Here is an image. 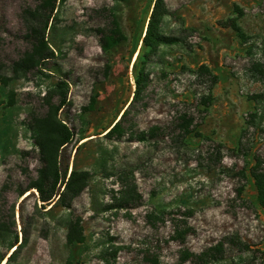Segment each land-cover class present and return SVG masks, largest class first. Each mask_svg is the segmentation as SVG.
<instances>
[{"label":"rangeland","instance_id":"1","mask_svg":"<svg viewBox=\"0 0 264 264\" xmlns=\"http://www.w3.org/2000/svg\"><path fill=\"white\" fill-rule=\"evenodd\" d=\"M154 2L56 0L49 13L50 0H0V264L264 263L251 176L256 159L264 167V0H164L158 28L175 42L149 50ZM113 23L124 39L104 48ZM35 25L53 57L24 69ZM142 68V100L108 132ZM43 120L51 143L62 126L71 136L46 202L28 190L44 164ZM73 170L84 178L75 196ZM73 221L84 240L69 245ZM211 248L219 259L191 255Z\"/></svg>","mask_w":264,"mask_h":264},{"label":"trees","instance_id":"2","mask_svg":"<svg viewBox=\"0 0 264 264\" xmlns=\"http://www.w3.org/2000/svg\"><path fill=\"white\" fill-rule=\"evenodd\" d=\"M52 1L51 5L48 4V11L49 13L52 12L55 8V2L56 0H50ZM123 1V0H118ZM41 9L43 12L46 11L47 8H45V5H41ZM167 14V10L164 5V0H155L151 14L149 16L145 33L142 38V45L143 48L154 50L157 46L161 44H172L175 42V39L169 36L164 35L159 30V23L161 18ZM31 17L33 21L38 23V19L31 14ZM39 22H43L42 18L39 20ZM40 24V23H39ZM227 27L232 28L234 31H236L239 35H242L241 29L239 26L235 23L233 19H230L226 23ZM34 28V29H33ZM30 28V39L33 43L32 52L29 54V56L21 61L20 63H17L16 65L18 67H23L24 69L32 68L35 65L41 63L42 61L49 59L50 57H53V54H51V51L47 47L46 42L44 41V36L39 34V27L36 28L33 27ZM105 37V40L104 38ZM101 37V46L104 48H110L114 44L122 41L124 39L123 34L120 32V30L117 28V25L115 23L112 24V28L109 32H106L104 36ZM140 59V55L137 57V61ZM136 68V67H135ZM106 70H108V66H106ZM206 71H208L206 69ZM3 80H6L3 78ZM215 80V76L211 77V81ZM135 90L133 92L132 99L129 103V105L124 109L123 113L119 117V120L113 124V126L110 128L108 132L115 131L124 121V118L128 115L132 107L135 105L136 102L141 101L143 98V92L145 91V88L147 87L149 83L148 75L145 73L144 69L136 70L135 71ZM3 83H6L3 81ZM209 98L207 101H205V107L209 104ZM66 103V97L63 96L60 100L59 105L57 106V110L61 108ZM37 122V121H36ZM48 126L47 122L45 120L37 122L36 126L34 127L35 130L38 132V137L35 140V144L39 148V151L42 155V161L43 166L41 170L39 171V176L36 181L30 184L28 187L29 189H36L40 194V199L43 202L49 201L51 199V195H53V192L51 195H44L43 189L45 187H51L52 190H54V187L56 183L59 180V174L56 167V158H57V152L59 147L63 146L64 144L68 143L70 141V133L62 126L64 129L63 132L60 133L61 141L58 143H51L49 138H46L45 135L48 133L46 132V127ZM61 127V126H60ZM189 126H184L183 133L187 134L189 133ZM47 136V135H46ZM51 139V138H50ZM52 140V139H51ZM76 172L73 170L70 173V176L67 181L63 182L65 183V190L72 193V196L77 195L80 190L81 186L78 183L79 181H83V177H78L76 179ZM251 176L253 177L254 184L256 186L257 190V201L259 205L264 209V167L263 162L259 159H256L255 165L251 169ZM24 191H21L19 195H22ZM55 195V193H54ZM63 195V194H62ZM84 240L83 232L81 229V225L77 221H73L69 224L68 233L66 236V242L69 245L72 244H80ZM219 251L218 248L214 249H207L203 251L198 256L192 255V257L197 258L200 263H206L210 260H216L220 257L216 255V253ZM189 255V256H191ZM253 260L245 263V264H264L262 261L259 263H256V260L252 258Z\"/></svg>","mask_w":264,"mask_h":264},{"label":"bare ground","instance_id":"3","mask_svg":"<svg viewBox=\"0 0 264 264\" xmlns=\"http://www.w3.org/2000/svg\"><path fill=\"white\" fill-rule=\"evenodd\" d=\"M143 34H144V33H143ZM121 114H122V112H121V113H119V115H118L117 119H119V117L121 116ZM115 120H116V119H115ZM115 120H114V121H115Z\"/></svg>","mask_w":264,"mask_h":264},{"label":"water","instance_id":"4","mask_svg":"<svg viewBox=\"0 0 264 264\" xmlns=\"http://www.w3.org/2000/svg\"><path fill=\"white\" fill-rule=\"evenodd\" d=\"M126 109V108H125ZM123 113V112H122Z\"/></svg>","mask_w":264,"mask_h":264}]
</instances>
